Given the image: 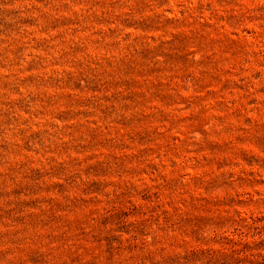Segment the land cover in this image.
<instances>
[{"label": "rangeland", "instance_id": "374dc122", "mask_svg": "<svg viewBox=\"0 0 264 264\" xmlns=\"http://www.w3.org/2000/svg\"><path fill=\"white\" fill-rule=\"evenodd\" d=\"M0 264H264V0H0Z\"/></svg>", "mask_w": 264, "mask_h": 264}]
</instances>
